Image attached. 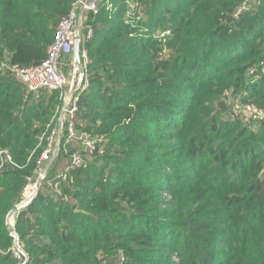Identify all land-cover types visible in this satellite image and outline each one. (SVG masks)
I'll return each instance as SVG.
<instances>
[{
    "label": "trees",
    "instance_id": "trees-1",
    "mask_svg": "<svg viewBox=\"0 0 264 264\" xmlns=\"http://www.w3.org/2000/svg\"><path fill=\"white\" fill-rule=\"evenodd\" d=\"M76 1L0 0V64L43 62ZM246 3L100 0L87 15L76 127L106 138L107 153L55 193L47 182L76 148L64 133L38 195L15 215L29 264H101L103 253L126 264H264V118L230 119L224 97L264 111V0ZM57 103L0 73V150L15 163L0 156V264L19 263L7 218L36 177Z\"/></svg>",
    "mask_w": 264,
    "mask_h": 264
},
{
    "label": "built area",
    "instance_id": "built-area-1",
    "mask_svg": "<svg viewBox=\"0 0 264 264\" xmlns=\"http://www.w3.org/2000/svg\"><path fill=\"white\" fill-rule=\"evenodd\" d=\"M99 2L100 0H77L75 2L67 16L56 26L54 39L47 49V56L43 62L28 67H23L10 61H4L0 64V73L19 81L30 93L40 95L46 91L59 95L62 105L58 111V118L47 138L46 148L37 162V174H39V180L41 179L43 184L47 179V172L42 167L46 164V167H48L54 157L56 156L57 158L61 150L64 133H67V143L76 145L75 150L70 155V163L65 171L60 173L55 180L47 182L50 189L58 194H61V183L68 180L72 171L88 167L91 159L97 156H104L107 153V139L101 136H93L88 132H80L76 127V116L79 112V94L88 88L86 70L89 64V57L87 51L84 50L82 53L83 61L81 60L82 64L80 67H78L76 59L69 63V66L74 68V81H76L71 87L69 94L67 92L68 77L61 69L64 58L74 53L75 37L81 36L82 41L85 38L90 39L93 37L94 32L92 29L89 30L87 35L84 33V26L89 13L98 14ZM130 7L133 8V3L130 4ZM167 34H170V32H167ZM244 108L245 111L254 114L255 119L264 118V111L256 106L244 105ZM0 156L2 157L3 165L6 162L15 165L8 150H1ZM32 180V178L28 179V186ZM38 192L39 189L36 184L35 190L31 194L24 195V200L19 204L21 210L26 209L33 202ZM8 224L10 227H14V219H9ZM12 235L15 239L13 254L19 261L18 264H29V254L20 244V240L13 233Z\"/></svg>",
    "mask_w": 264,
    "mask_h": 264
},
{
    "label": "rangeland",
    "instance_id": "rangeland-1",
    "mask_svg": "<svg viewBox=\"0 0 264 264\" xmlns=\"http://www.w3.org/2000/svg\"><path fill=\"white\" fill-rule=\"evenodd\" d=\"M261 1H263V0H247L246 6H252V5L258 4ZM74 59H75V56H74V53H73L69 57H66L63 60V63L61 65V69L64 71V73L68 77V82H69L68 86H67L68 94L70 93V90L72 89L71 87L75 84L74 82H76V81H74V74H75L74 73V68H73V66H68L70 61H72ZM227 94H228V96H227ZM224 97L227 98L226 101H228L230 106H231V113L228 115L230 117V119H235V120L236 119H241L243 124H245V123L247 124L248 122H250L252 120H255V115L245 111L244 106L241 105L238 100H236V98L234 97V92L233 91H226L225 94H224ZM61 105H62V103L61 104L57 103L56 109L52 113L51 118L47 119V127L39 135V142H38V144H37L35 149L40 150V149H42L44 147L46 148L47 138H48L51 130L55 126V122L57 121V118H58L57 117L58 116V111H59V108H61ZM254 129H257V124L256 123L254 125ZM97 136H99V135H97ZM74 146L76 147V145H74ZM1 150H4V148H2ZM5 150H7V149H5ZM69 159H70V157L66 158V161L69 162ZM46 165H44V167H42L43 170H46V168H47ZM50 169H51V167L48 169L47 174L49 173ZM35 174H36V177L32 178L33 180L31 182V184L29 186H27L28 188L26 189L25 195L28 194V193L31 194L35 190V186H36L37 182L39 181V174H37V171L35 172ZM56 177L54 179H52L51 181L55 180ZM12 219H14V223H15V217L12 218ZM7 221H9V218H7ZM119 257H121V259L120 258L118 259L117 255H113V254H110V255H108L106 257V255L103 253V254L100 255V262H101V264H126V257L124 255H122V254L119 255Z\"/></svg>",
    "mask_w": 264,
    "mask_h": 264
},
{
    "label": "water",
    "instance_id": "water-1",
    "mask_svg": "<svg viewBox=\"0 0 264 264\" xmlns=\"http://www.w3.org/2000/svg\"><path fill=\"white\" fill-rule=\"evenodd\" d=\"M81 42H82V37L79 36V35L76 36V37H75V41H74V56H75V59H76V62H77L78 67H80L81 64H82V62H81V56H80V50H81V44H82ZM59 147H60V145H59ZM55 159H56V156L54 157V159H53V161L50 163V165L46 168V170H45L46 172L48 171V169H49L50 167H52V165H53ZM37 186H38V189L40 190V188H41V186H42V180H41V179L37 182ZM20 211H22V210H21V208L19 207V205H17V206H16V207L10 212V214L8 215V218H9V219L14 218L15 215H16L18 212H20ZM10 230H11V232L15 235V237L19 240V236H18V234H17L15 228H14V227H10Z\"/></svg>",
    "mask_w": 264,
    "mask_h": 264
},
{
    "label": "crops",
    "instance_id": "crops-1",
    "mask_svg": "<svg viewBox=\"0 0 264 264\" xmlns=\"http://www.w3.org/2000/svg\"><path fill=\"white\" fill-rule=\"evenodd\" d=\"M82 43H83V41H82ZM69 66V65H68Z\"/></svg>",
    "mask_w": 264,
    "mask_h": 264
}]
</instances>
